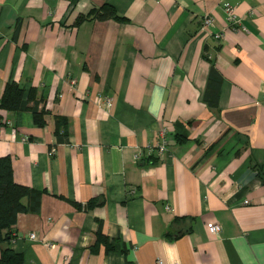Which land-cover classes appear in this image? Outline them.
Segmentation results:
<instances>
[{
    "label": "crops",
    "instance_id": "crops-1",
    "mask_svg": "<svg viewBox=\"0 0 264 264\" xmlns=\"http://www.w3.org/2000/svg\"><path fill=\"white\" fill-rule=\"evenodd\" d=\"M105 1L127 19L74 23ZM11 80L50 113L0 107V156L40 192L0 249L24 264H264V0H0V95ZM163 136L161 156L135 158Z\"/></svg>",
    "mask_w": 264,
    "mask_h": 264
},
{
    "label": "trees",
    "instance_id": "trees-1",
    "mask_svg": "<svg viewBox=\"0 0 264 264\" xmlns=\"http://www.w3.org/2000/svg\"><path fill=\"white\" fill-rule=\"evenodd\" d=\"M113 18L124 21L127 18L119 15L115 7L105 1L99 6L91 7L86 13H79L74 23L85 19ZM222 76L212 62L209 68L204 98L211 106H217ZM44 96L34 86L24 88L23 85L11 80L6 82L0 95V107L16 111L29 109L32 111L33 120L38 125L45 124V115L50 113L46 107ZM151 160V155L146 157ZM40 192L29 186L15 181L13 167L9 154L0 156V242L10 238L11 225L16 221L19 212H25L37 208ZM26 200L23 201V198ZM101 238L100 228L96 231ZM101 234V235H100ZM103 237V236H102ZM104 238V237H103ZM0 264H24L23 253L6 246L0 249Z\"/></svg>",
    "mask_w": 264,
    "mask_h": 264
},
{
    "label": "built area",
    "instance_id": "built-area-1",
    "mask_svg": "<svg viewBox=\"0 0 264 264\" xmlns=\"http://www.w3.org/2000/svg\"><path fill=\"white\" fill-rule=\"evenodd\" d=\"M224 10L226 14V19L228 21L229 26L236 27L238 23H240L239 16L234 11V6L225 3L224 4ZM212 24V18L211 16L205 15L203 18V22L201 25L202 29L208 28ZM223 35L222 31H218L214 33L215 38H220ZM108 102V99H107ZM166 139L163 136L160 141H156L154 143L146 144L145 146L139 148L135 153V158H146L149 155H152L155 153L156 155L161 156L166 151ZM209 230L211 232H218L220 230V224L216 221H212L209 224ZM30 238H35L36 234L35 232L29 233ZM49 243V242H47ZM50 245H53L52 243H49ZM158 263H161V260H157ZM173 264H179L178 262H174Z\"/></svg>",
    "mask_w": 264,
    "mask_h": 264
}]
</instances>
